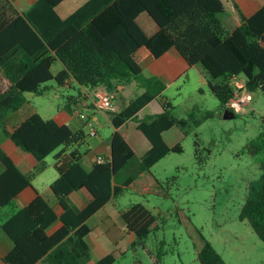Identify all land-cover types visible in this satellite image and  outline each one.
<instances>
[{
    "label": "trees",
    "instance_id": "16d2710c",
    "mask_svg": "<svg viewBox=\"0 0 264 264\" xmlns=\"http://www.w3.org/2000/svg\"><path fill=\"white\" fill-rule=\"evenodd\" d=\"M61 1L35 0L19 11L12 0H0V128L38 162L24 173L0 145V164L4 166L0 172V211L9 206L5 218L0 212V229L12 242L11 249L0 258L1 264H86L90 259L86 220L94 212L109 201L113 203L125 190L143 196H168L162 181L149 168L168 153L182 151V147L178 142L168 146L161 133L176 126L185 135L190 122L197 126L200 120L190 115L175 116L168 99L160 94L164 85L141 77L140 63L146 56L159 57L174 48L188 66H199L222 111L230 110L225 104L233 96V76L244 79L247 91L264 94V4L249 16L240 12V23L229 30L220 14L233 0H87L65 18L55 10ZM140 13H146L156 24L152 35H146L137 24ZM56 61L62 68L53 73L51 66ZM70 79L77 89L103 86L111 94L117 86L133 80L145 88L120 110L109 111L113 127L110 155L101 162L95 160L89 169L82 164L77 148L89 136L83 127L73 129L34 112L10 131L6 129L8 115L24 105L25 92L39 96L53 87L69 88ZM156 97L162 111L137 119L139 109ZM80 100L79 91L65 94L62 109L73 112ZM130 119L137 122L151 144L141 157H136L118 130ZM194 144L195 157L202 161L197 141ZM245 148L251 156H260L261 172L247 184L240 218L264 242V132ZM57 149L53 167L58 176L49 189L61 213L57 215L38 193L26 206L15 208L17 194L30 186L43 170L44 158ZM81 188L87 190L90 200L78 210L68 195ZM118 211L126 228L136 236L135 243L141 244L158 228L159 213L141 202ZM56 220L61 225L47 233ZM115 259L109 253L96 264H112ZM196 259L199 264H227L209 241L196 251Z\"/></svg>",
    "mask_w": 264,
    "mask_h": 264
},
{
    "label": "rangeland",
    "instance_id": "374dc122",
    "mask_svg": "<svg viewBox=\"0 0 264 264\" xmlns=\"http://www.w3.org/2000/svg\"><path fill=\"white\" fill-rule=\"evenodd\" d=\"M200 72L199 66L186 67L176 85L163 94L175 116L200 120L197 126L190 122L187 134L176 137L182 151L168 153L149 168L168 196L130 191L119 200L124 205L141 202L159 213L158 228L141 244L132 245L129 238L119 241L123 253L112 264H199L196 251L204 241L227 264H264V242L240 218L247 184L261 172L260 156L248 154L245 145L264 132V94L251 92L241 110H231L233 116L224 117L207 82L200 83ZM76 87L72 80L71 87L57 92L52 88L40 96L25 92V106L44 117L55 116L63 96L76 94ZM195 141L202 161L195 157ZM51 162V155L43 160V179L53 171ZM8 210L9 206L4 208L1 218Z\"/></svg>",
    "mask_w": 264,
    "mask_h": 264
},
{
    "label": "crops",
    "instance_id": "0c3cea01",
    "mask_svg": "<svg viewBox=\"0 0 264 264\" xmlns=\"http://www.w3.org/2000/svg\"><path fill=\"white\" fill-rule=\"evenodd\" d=\"M34 1L35 0H12L14 6L19 11L27 9ZM85 1L87 0H63L55 7V10L61 18H65L75 9L81 6ZM263 4L264 0H233V2H231L227 6L226 11L220 14V19L222 20L224 25L229 30H231L240 23V12L244 16H249ZM136 22L148 36L152 35L157 30L156 24L146 13H140L136 18ZM140 67L141 77L143 79H156L158 82L164 85V89L160 93L161 96H164L163 94L167 88L176 85L178 79L182 76L181 74L186 67L196 66H188L182 56L174 48H170L159 57H153L150 55L146 56L141 61ZM61 68V64L57 61L54 62V64L51 66V70L53 73L57 72ZM199 80L200 83L207 82L202 71L200 72ZM71 81L72 80L70 79L68 82L70 84V87ZM60 87L61 86L53 87L52 89H56L55 92H57ZM65 87H67V85H65ZM75 89L77 90V92L79 91V94L81 96L80 103H78V105L76 106V110H73V112H69L65 109H62L61 105L57 109L56 115L52 117L55 118L58 122L65 123L71 126L73 129L83 127L86 133V126H84V122L76 115V111L83 112L92 119L97 133L96 136L86 137L85 140L77 146L79 152L82 153V164L87 169H89L91 167V164L96 160L97 156L107 157L110 155V137L113 131V127L110 123L109 111L100 109L97 106L96 93L102 90L105 91L104 87L99 86L95 89L88 90L87 88L80 86L79 89ZM144 90L145 88L139 80H133L129 84L117 86L116 92L112 94L110 93L115 103V110H120L121 108H123L130 99L141 94ZM138 91H140V93ZM135 92H138V94H135ZM213 97L215 98L214 95ZM25 103L18 111L12 112L8 115L6 121L7 130L10 131L28 115L37 112L32 108L30 110L27 109ZM23 108L25 110L22 113L21 110ZM161 111L162 107L159 101V97H156L139 109V111L136 113V118L143 119L148 115L157 114ZM118 130L123 135L126 142L133 149L136 157H141L151 147L148 139L137 128V122L135 120L130 119L126 121L119 127ZM103 133L106 135L102 136ZM180 134L183 135L182 131L176 126H172L162 131L161 133L164 142L168 146L174 145L178 139L176 137ZM0 145L6 152V154L10 156V158L20 171L24 173L28 172L38 164L37 160L32 154L20 150L3 132L1 128ZM57 151H59V149L49 154L52 156V162L50 165H52L53 171H51L45 179L42 178L45 172V168L38 174H36V176H34V178L31 180L30 186H26L25 188H23L15 197L13 201V205L15 208L26 206L30 201L34 199V197L38 193L46 198L57 215L61 213L62 209L58 205L56 197L49 189V184L58 176L56 170L53 167V155ZM3 170L4 166L0 164V172H2ZM126 192H130V190H125L124 194ZM124 194H122L121 196H123ZM120 197L116 198L113 203L109 201L104 204L86 220V224L90 229L85 237L90 250V259L86 264H96L98 259L109 253L114 254L116 257L120 256L123 253V250H119L118 242L124 240L125 238L131 239L130 244L132 242H136V236L126 228L124 221L119 215L118 209L120 207L128 205L121 204L119 202ZM68 199L71 205H73L76 209L81 210L89 202L90 195L86 189L81 188L71 192L68 195ZM3 210L4 208H2L0 212H3ZM60 225L61 222L59 220H56L47 228L46 232L51 233ZM11 247V240L0 229V258L7 251H9ZM36 264L46 263H44L43 261H39Z\"/></svg>",
    "mask_w": 264,
    "mask_h": 264
},
{
    "label": "built area",
    "instance_id": "2783aa9c",
    "mask_svg": "<svg viewBox=\"0 0 264 264\" xmlns=\"http://www.w3.org/2000/svg\"><path fill=\"white\" fill-rule=\"evenodd\" d=\"M232 86L234 87L233 96L226 102V107L232 111H239L251 99V92L247 91L245 81L243 78L233 76L231 79ZM97 106L100 109L107 111H114L116 109L112 95L107 91H98L96 93ZM76 115L85 122L87 133L90 137L96 136V129L94 122L85 113L76 111ZM97 162L103 161L102 156L96 157Z\"/></svg>",
    "mask_w": 264,
    "mask_h": 264
},
{
    "label": "water",
    "instance_id": "95a60500",
    "mask_svg": "<svg viewBox=\"0 0 264 264\" xmlns=\"http://www.w3.org/2000/svg\"><path fill=\"white\" fill-rule=\"evenodd\" d=\"M233 116V113L230 110H224V117Z\"/></svg>",
    "mask_w": 264,
    "mask_h": 264
}]
</instances>
